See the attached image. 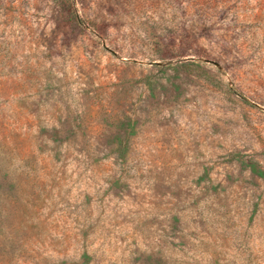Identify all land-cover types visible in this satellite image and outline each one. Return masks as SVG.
Here are the masks:
<instances>
[{"label":"rangeland","instance_id":"rangeland-1","mask_svg":"<svg viewBox=\"0 0 264 264\" xmlns=\"http://www.w3.org/2000/svg\"><path fill=\"white\" fill-rule=\"evenodd\" d=\"M0 264H264V0H0Z\"/></svg>","mask_w":264,"mask_h":264},{"label":"trees","instance_id":"trees-1","mask_svg":"<svg viewBox=\"0 0 264 264\" xmlns=\"http://www.w3.org/2000/svg\"><path fill=\"white\" fill-rule=\"evenodd\" d=\"M75 17L77 18V15L76 14H75ZM253 170L256 171L257 170L256 167H254ZM261 175H263V173H261Z\"/></svg>","mask_w":264,"mask_h":264}]
</instances>
